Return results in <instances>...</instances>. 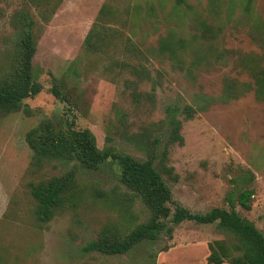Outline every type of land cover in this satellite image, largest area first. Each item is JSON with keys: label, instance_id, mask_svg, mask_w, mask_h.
I'll return each instance as SVG.
<instances>
[{"label": "rangeland", "instance_id": "rangeland-1", "mask_svg": "<svg viewBox=\"0 0 264 264\" xmlns=\"http://www.w3.org/2000/svg\"><path fill=\"white\" fill-rule=\"evenodd\" d=\"M35 3L0 0V72L15 40L11 17L25 8L36 21L32 80L42 85L39 93L23 100L21 110L0 118V264H205L208 242L230 239L214 223L184 221L175 226L172 238L161 236L124 254L82 250L104 226L116 224L123 230L148 217L138 199L123 202L127 190L110 158L96 170H80L85 189L79 197L49 222L36 221L27 183L65 167L55 162L32 173L25 133L43 118L62 129L73 123L75 129H90L99 149L138 158L146 157V141L152 136L158 139L154 153L159 161L165 125L157 127L167 105L191 103L199 90L218 95L226 77L251 81L233 63L238 55L256 56L264 66V0H61L47 22ZM99 17L103 25L119 30L118 37L109 39L102 52H86L85 37ZM110 17L120 18L113 22ZM161 38L187 42L178 51L186 66L196 59V51L210 46L234 53L224 63L194 65L192 76L159 53ZM139 70L141 75H134ZM53 77L63 80L61 89L69 100L50 92ZM129 81L151 96L136 104ZM180 132L183 145L171 146L162 162L177 176L167 178L173 199L192 212L229 209L232 189L243 186L244 176L252 172L251 209L238 204L235 209L264 234V104L248 91L196 112ZM164 246L168 249L160 250Z\"/></svg>", "mask_w": 264, "mask_h": 264}, {"label": "trees", "instance_id": "trees-1", "mask_svg": "<svg viewBox=\"0 0 264 264\" xmlns=\"http://www.w3.org/2000/svg\"><path fill=\"white\" fill-rule=\"evenodd\" d=\"M34 2L40 19L47 22L61 0ZM175 2L180 4L184 0ZM117 18L120 17H110L113 22ZM98 19L99 22L92 26L85 37L86 52H102L109 39L118 37L119 30L103 25V17ZM11 25L15 29V40L7 67L0 72V118L21 110L23 100L35 96L42 89V85L33 81L31 75L37 45L34 33L36 21L27 9L21 8L13 13ZM186 45L184 39L173 41L171 38H161L158 51L162 55L167 54L179 70H185L192 76L194 65L198 66L202 62L210 65L211 60L224 63L230 58L229 54L234 53L210 46L196 51V59L186 66L178 53ZM233 63L245 71L251 81L226 77L218 95L199 90L192 94L191 103L179 104L175 101L165 107L164 119L157 127L165 125L164 147L157 162L154 153L158 141L156 137L147 139L146 157L138 158L130 154L116 153L111 148L99 149L94 134L88 128L75 129L73 123H70L66 129H62L56 127L51 119L39 120L25 133V141L31 150L29 170L36 174L46 165L55 162L65 168L57 174L27 183L29 193L35 201V220L41 224L47 223L68 202L76 200L85 189L79 183V171L96 170L110 158L118 164L119 182L127 190V197L123 202L132 203L134 199H138L148 212V217L123 230L116 224L104 226L96 238L82 246L84 252L105 255L128 253L143 242H156L161 236L172 238L175 226L184 221H193L199 224L214 223L218 230L225 232L230 238L208 242L206 264H264V234L235 209L236 204L246 210L251 209V197L254 194V188L250 186L254 179L252 172L244 176L243 186L237 190L232 189L228 198L229 209L213 207L199 213L192 212L173 199L167 178L176 180L177 176L172 167H166L162 163L171 146L183 145L184 137L180 132L182 123L192 119L196 112L205 111L214 104L237 99L248 91H253L256 100L264 104V66L258 58L238 55ZM133 73L139 76L141 70ZM62 83L61 78L53 77L50 92L59 100H69V93L61 89ZM128 86L131 87L132 100L136 104L145 96H151L138 91L135 82L129 81ZM114 190L112 192L117 194ZM167 249L164 246L160 250ZM150 257L154 261L155 254L151 253Z\"/></svg>", "mask_w": 264, "mask_h": 264}, {"label": "crops", "instance_id": "crops-1", "mask_svg": "<svg viewBox=\"0 0 264 264\" xmlns=\"http://www.w3.org/2000/svg\"><path fill=\"white\" fill-rule=\"evenodd\" d=\"M173 250H174V249H173ZM173 250H172V251H173ZM208 254H209V249H207L206 252L204 251V257H203V258H204V262H205V264H206V257H207ZM222 264H226V262H224V263H222ZM227 264H228V263H227Z\"/></svg>", "mask_w": 264, "mask_h": 264}]
</instances>
